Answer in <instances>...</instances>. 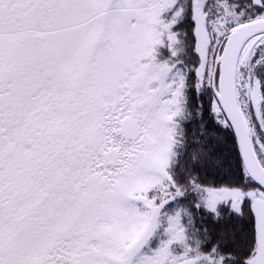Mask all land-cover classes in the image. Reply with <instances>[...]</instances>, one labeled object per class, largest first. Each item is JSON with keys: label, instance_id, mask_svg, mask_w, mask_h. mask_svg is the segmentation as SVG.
<instances>
[{"label": "snow or ice", "instance_id": "1", "mask_svg": "<svg viewBox=\"0 0 264 264\" xmlns=\"http://www.w3.org/2000/svg\"><path fill=\"white\" fill-rule=\"evenodd\" d=\"M0 264H264V0H0Z\"/></svg>", "mask_w": 264, "mask_h": 264}]
</instances>
